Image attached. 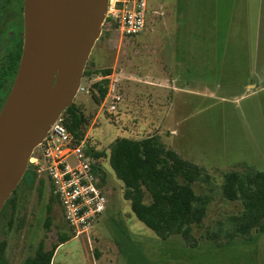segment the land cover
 <instances>
[{
	"label": "rangeland",
	"instance_id": "1",
	"mask_svg": "<svg viewBox=\"0 0 264 264\" xmlns=\"http://www.w3.org/2000/svg\"><path fill=\"white\" fill-rule=\"evenodd\" d=\"M161 1L167 3V0ZM241 1L243 7L244 0ZM246 16L251 18L248 13L242 14L241 29L248 32L252 21H246ZM146 35L149 34L122 38L113 26L104 25L86 69L97 72L111 68L118 78L121 94L120 84L128 65L138 60L167 61L171 55L170 52H155L154 47L161 45L163 40L144 41ZM227 59L232 58L227 56ZM99 80L100 75L83 77L85 90L78 92L74 102L91 121L87 130L90 146L105 153L97 163L106 174L102 187L108 196L109 207L114 211L95 227L96 232L91 230L62 244L55 253L53 264H264V233L253 232L248 239L236 237L229 244L223 239L218 244L205 237L218 220L242 209L241 203L224 199L218 185L211 190L205 185H194L198 194L211 193L212 196L203 225L193 230L194 245L188 244L180 235L161 239L137 219L131 203L124 200L123 184L116 178L108 159L110 146L116 138H143L161 131L165 140H172L173 149L202 164L219 185L223 181L221 172L229 169L248 166L264 171V134H238L240 130L253 128L254 121L260 119L254 117L252 110L257 106L255 112L264 108V89L255 97L238 100L240 91L229 93L227 87L211 83L207 86L209 97L190 98L177 94L172 101V115L167 119L172 125L170 137L168 128H121L130 121L123 119L119 110L110 111L92 97V85ZM223 97L227 99L223 100ZM248 110L253 116L247 114ZM103 172L99 171V177ZM39 180H43L40 191ZM39 180L33 188L23 182L18 185L15 197L25 205L22 210L15 215L9 209L0 211V249L6 242L5 249L0 251V264H25L40 243L44 242L46 249H51L59 243L60 233H72L60 201L57 204L50 202L51 179L41 175ZM47 220L50 221L49 228H46Z\"/></svg>",
	"mask_w": 264,
	"mask_h": 264
},
{
	"label": "crops",
	"instance_id": "2",
	"mask_svg": "<svg viewBox=\"0 0 264 264\" xmlns=\"http://www.w3.org/2000/svg\"><path fill=\"white\" fill-rule=\"evenodd\" d=\"M162 2L149 0V27L143 32L149 35L144 41L161 38L162 44L154 47V51L171 55L167 61L138 60L127 66L117 111L130 121L121 128H168L172 137V125L167 119L172 115V101L177 94L209 97L207 86L211 83L227 87L229 93L240 91L238 100L255 97L264 89V0H244L243 7L241 0ZM244 12L251 16L245 19L252 21L248 32L241 29ZM227 56L232 59L226 60ZM255 110H252L254 117L260 119L254 121L253 128H245L238 134H264V108ZM247 114L253 116L250 110ZM156 134L172 148V140H165L161 131ZM113 211L108 202L92 231L96 232L95 227Z\"/></svg>",
	"mask_w": 264,
	"mask_h": 264
},
{
	"label": "trees",
	"instance_id": "3",
	"mask_svg": "<svg viewBox=\"0 0 264 264\" xmlns=\"http://www.w3.org/2000/svg\"><path fill=\"white\" fill-rule=\"evenodd\" d=\"M111 73V68H103L97 72L86 69L84 77H106ZM108 85L109 80L105 78L92 85V97L97 104L103 105ZM61 118L64 126L77 140L85 136L91 124L89 117L75 102ZM90 152L96 159L105 155L92 147ZM108 159L116 178L123 184L124 200L131 203L132 212L137 219L161 239L180 235L188 244L194 245L193 230L203 225L212 202L211 193L198 194L194 189L195 184L205 185L208 190L218 185L224 199L242 205L239 212L218 220L205 237L218 244L223 239V242L229 244L236 237L248 239L253 232L264 233V171L248 166L229 169L221 172L223 181L219 185L210 171L168 147L157 134L143 138H116L110 146ZM98 170L104 171L100 166ZM38 180L39 174L30 165L21 182L33 188ZM100 181L101 185L106 182L105 172L101 174ZM39 183L40 191L43 180H39ZM16 192L17 190L6 202L5 212L12 205L19 208V204H11L16 198ZM50 202L58 203L59 200L52 194ZM48 210L51 211V208L48 207ZM23 223L20 225H24ZM49 226L50 221L47 220L46 228ZM71 232L60 233L59 243L51 249H46L44 242L40 243L25 264H53L58 247L76 237L73 229ZM5 247L6 242L2 244L0 251Z\"/></svg>",
	"mask_w": 264,
	"mask_h": 264
},
{
	"label": "water",
	"instance_id": "4",
	"mask_svg": "<svg viewBox=\"0 0 264 264\" xmlns=\"http://www.w3.org/2000/svg\"><path fill=\"white\" fill-rule=\"evenodd\" d=\"M108 0H25V43L0 113V211L34 150L74 103L102 35Z\"/></svg>",
	"mask_w": 264,
	"mask_h": 264
},
{
	"label": "built area",
	"instance_id": "5",
	"mask_svg": "<svg viewBox=\"0 0 264 264\" xmlns=\"http://www.w3.org/2000/svg\"><path fill=\"white\" fill-rule=\"evenodd\" d=\"M148 4L149 0H108L104 25L113 26L122 38L138 36L147 28ZM104 78L109 80V85L103 105L115 111L122 101L118 78L114 72L106 77L100 75V80ZM83 90L81 84L79 91ZM88 137L86 133L77 140L60 117L29 159V166L51 179L54 194L76 236L93 229L109 202L98 175L97 159L90 152Z\"/></svg>",
	"mask_w": 264,
	"mask_h": 264
},
{
	"label": "flooded vegetation",
	"instance_id": "6",
	"mask_svg": "<svg viewBox=\"0 0 264 264\" xmlns=\"http://www.w3.org/2000/svg\"><path fill=\"white\" fill-rule=\"evenodd\" d=\"M24 43L25 0H0V113L16 81L24 50ZM51 191L58 198L54 194L52 183ZM14 199L11 204H19V208L17 209L12 205L9 209L12 214H16L19 209L22 210L25 207L22 204L23 202H19L17 198Z\"/></svg>",
	"mask_w": 264,
	"mask_h": 264
}]
</instances>
